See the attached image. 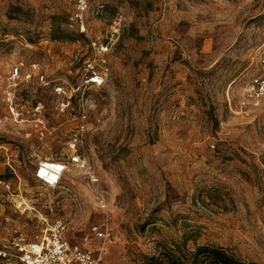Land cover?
<instances>
[{"label":"rangeland","instance_id":"rangeland-1","mask_svg":"<svg viewBox=\"0 0 264 264\" xmlns=\"http://www.w3.org/2000/svg\"><path fill=\"white\" fill-rule=\"evenodd\" d=\"M75 12L74 0H0V250L61 219L101 264L185 262L206 245L264 264V101L238 105L264 0H89ZM89 66L101 86L85 85ZM75 139L81 163L60 187L35 180ZM105 223L104 242L90 228Z\"/></svg>","mask_w":264,"mask_h":264},{"label":"built area","instance_id":"built-area-1","mask_svg":"<svg viewBox=\"0 0 264 264\" xmlns=\"http://www.w3.org/2000/svg\"><path fill=\"white\" fill-rule=\"evenodd\" d=\"M75 18L83 19L89 4V0H74ZM17 74V70L15 72ZM103 77L89 66V75L85 81L87 86H101ZM264 101V44L258 51L256 57L255 73L241 87L238 98L240 108H258ZM85 115L81 116L78 124V133L85 131L86 125L83 121ZM81 139V138H80ZM82 140L75 139L70 145L72 150L68 162L42 160L38 163L33 177L48 189L55 190L60 187L64 176L68 173L70 165L77 166L81 163V157L77 152V143ZM64 223L61 219L49 224L42 220V228L28 242H13L16 249L12 254L0 250V263L5 259L14 258L16 264H101V254L82 249L76 244L70 243L64 236ZM96 239L109 241L113 238L111 230L106 225L94 224L90 228Z\"/></svg>","mask_w":264,"mask_h":264},{"label":"trees","instance_id":"trees-1","mask_svg":"<svg viewBox=\"0 0 264 264\" xmlns=\"http://www.w3.org/2000/svg\"><path fill=\"white\" fill-rule=\"evenodd\" d=\"M167 264H256L243 262L222 247L197 246L184 262L179 256H171Z\"/></svg>","mask_w":264,"mask_h":264}]
</instances>
